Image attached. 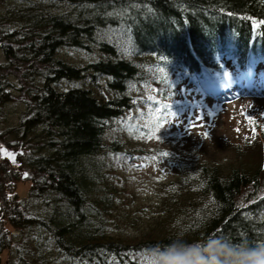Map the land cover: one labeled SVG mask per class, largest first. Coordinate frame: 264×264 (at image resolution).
Returning a JSON list of instances; mask_svg holds the SVG:
<instances>
[{"label": "trees", "instance_id": "1", "mask_svg": "<svg viewBox=\"0 0 264 264\" xmlns=\"http://www.w3.org/2000/svg\"><path fill=\"white\" fill-rule=\"evenodd\" d=\"M16 1L0 9V103L10 100L11 74L27 109L12 133L0 134V264L18 242L9 259L24 264H156L173 241L264 244V137L258 162L229 172L201 165L177 185L183 199L157 224L161 236L107 234L100 209L109 198L100 208L96 200L99 159L128 143L120 123L136 89L178 69L215 78L222 56L242 69L264 61V0ZM62 48L93 58L69 62ZM102 82L109 95L96 92ZM20 172L33 179L24 200L4 195L6 179ZM6 224L41 235L17 241ZM50 253H58L52 262Z\"/></svg>", "mask_w": 264, "mask_h": 264}, {"label": "rangeland", "instance_id": "2", "mask_svg": "<svg viewBox=\"0 0 264 264\" xmlns=\"http://www.w3.org/2000/svg\"><path fill=\"white\" fill-rule=\"evenodd\" d=\"M5 3L17 4V1H0V9L5 8ZM60 55L69 62L81 64L93 58L71 48H62ZM6 62L7 56L0 46V64ZM222 62L228 75L222 73L218 77H227V83L217 84L210 76L191 77L178 69L167 71L164 81L154 80L141 90L136 89L120 123L121 135L128 143L122 152L99 159L105 167L100 169L98 183L103 189L97 191L96 200L100 208L101 201L109 198V205H102L100 209L107 234L127 242L153 238L152 234L161 236L162 228L157 224L167 212H174V205L183 199L176 186L189 181L197 167L218 166L223 172H229L234 167L258 162L264 137V91L245 92L243 86L234 88L232 84L238 77L237 81L244 86L258 82L262 87L264 65L253 64L249 70L252 80L248 81L243 80L236 59L225 57ZM9 78L12 86L5 92L10 100L0 103V134L12 133L27 109L18 89V78L11 74ZM94 88L99 94L109 95L103 82ZM157 125H161L159 130ZM5 145L0 140V152ZM165 152L167 156L163 155ZM14 174L15 177L6 179L9 189L4 178V195H16L24 200L33 179L28 172L27 176L23 172ZM6 228L17 241L25 232L34 235L32 239L41 235L34 229L22 231L11 224H6ZM13 249L3 251L4 264H24L9 259L16 255ZM57 257L58 253H50V262Z\"/></svg>", "mask_w": 264, "mask_h": 264}, {"label": "clouds", "instance_id": "3", "mask_svg": "<svg viewBox=\"0 0 264 264\" xmlns=\"http://www.w3.org/2000/svg\"><path fill=\"white\" fill-rule=\"evenodd\" d=\"M156 255V264H264V244L239 247L219 237L202 244L173 241Z\"/></svg>", "mask_w": 264, "mask_h": 264}, {"label": "snow or ice", "instance_id": "4", "mask_svg": "<svg viewBox=\"0 0 264 264\" xmlns=\"http://www.w3.org/2000/svg\"><path fill=\"white\" fill-rule=\"evenodd\" d=\"M225 75H228V74H227V73H225ZM250 119H251V118H250ZM192 126H195V125H192ZM160 127H161V125H157V128H156V130H159V129H160ZM204 135H205V136H207V135H208V133H207V132H205V133H204ZM5 154H6V155H10V156H12V158H13V159L15 158L14 154H12V153H7V152H5ZM163 155L167 156V155H168V153H167V152H165V153H163ZM25 175L27 176L28 174H27V173H25Z\"/></svg>", "mask_w": 264, "mask_h": 264}]
</instances>
